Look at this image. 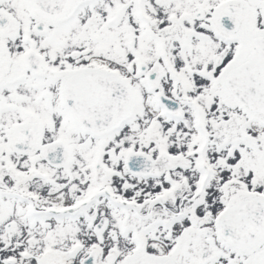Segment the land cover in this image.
<instances>
[{
	"label": "snow or ice",
	"instance_id": "6c2138e0",
	"mask_svg": "<svg viewBox=\"0 0 264 264\" xmlns=\"http://www.w3.org/2000/svg\"><path fill=\"white\" fill-rule=\"evenodd\" d=\"M0 264H264V0H0Z\"/></svg>",
	"mask_w": 264,
	"mask_h": 264
}]
</instances>
